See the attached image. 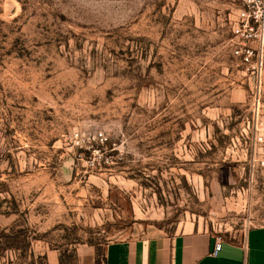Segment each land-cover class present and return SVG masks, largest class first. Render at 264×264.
<instances>
[{"label": "rangeland", "instance_id": "rangeland-1", "mask_svg": "<svg viewBox=\"0 0 264 264\" xmlns=\"http://www.w3.org/2000/svg\"><path fill=\"white\" fill-rule=\"evenodd\" d=\"M245 1L0 0V264L264 227L233 55Z\"/></svg>", "mask_w": 264, "mask_h": 264}, {"label": "crops", "instance_id": "crops-1", "mask_svg": "<svg viewBox=\"0 0 264 264\" xmlns=\"http://www.w3.org/2000/svg\"><path fill=\"white\" fill-rule=\"evenodd\" d=\"M214 242L194 226L171 236L156 231L108 243L104 264H264V227L249 230L239 245L222 243L216 256L211 254Z\"/></svg>", "mask_w": 264, "mask_h": 264}, {"label": "built area", "instance_id": "built-area-1", "mask_svg": "<svg viewBox=\"0 0 264 264\" xmlns=\"http://www.w3.org/2000/svg\"><path fill=\"white\" fill-rule=\"evenodd\" d=\"M240 28L235 30L238 37L233 55L240 65L252 76L253 87L250 90L249 114L246 128L241 136L245 138V160L250 173L264 174V89L262 73L264 70V0H246L239 13ZM239 140V139H238ZM222 247V241L216 239L212 255L216 256Z\"/></svg>", "mask_w": 264, "mask_h": 264}]
</instances>
